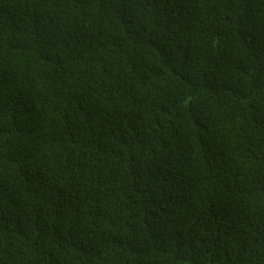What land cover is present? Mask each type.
Returning <instances> with one entry per match:
<instances>
[{
  "label": "trees",
  "instance_id": "trees-1",
  "mask_svg": "<svg viewBox=\"0 0 264 264\" xmlns=\"http://www.w3.org/2000/svg\"><path fill=\"white\" fill-rule=\"evenodd\" d=\"M0 264H264V0H0Z\"/></svg>",
  "mask_w": 264,
  "mask_h": 264
}]
</instances>
